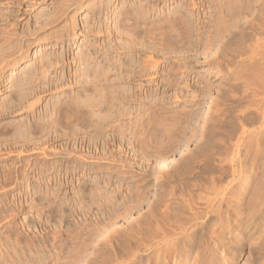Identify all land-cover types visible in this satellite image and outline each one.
<instances>
[{
  "label": "rangeland",
  "instance_id": "obj_1",
  "mask_svg": "<svg viewBox=\"0 0 264 264\" xmlns=\"http://www.w3.org/2000/svg\"><path fill=\"white\" fill-rule=\"evenodd\" d=\"M222 1L218 0L219 3H217V0H186V2L185 0H166L164 3H152L149 0H0V29L2 28L0 30V45L3 41L4 45H2V49L7 46L8 52L12 48L15 51V54L10 52L14 57H10L9 55L7 57L9 59L5 58L3 64L0 62L1 76H3L0 79L2 81L0 82V107L1 105L2 107H6L9 103L11 105L13 102L12 98L16 99L15 97L19 93L18 85L22 80L28 78L27 75L28 73L31 74V70L39 69L38 67L42 66V64L45 66L47 64L46 72L44 73L46 79H39L40 74L35 75L31 79L34 80V85L37 84L38 86L43 83L40 85L41 87L48 85L47 87L49 88L46 92H41L42 94H35L34 99L31 101L35 100L38 102L34 101L33 109L25 108L24 110L21 108L14 111L15 113L0 115V130L2 129L1 127L5 126L16 127L17 123L19 125L23 121L24 124H27V122L32 121L33 115L36 116L35 114L41 113L49 101V103H52V101L59 98L62 99L65 96H77L76 94L79 93V90L81 91V88L80 85L78 87L77 81L79 78L75 74L79 70H83V65L78 60L80 53L84 54L85 52L86 54L87 51L88 53L91 52L90 54L97 53L96 62L101 64L99 65V69L104 79L101 77V79H98V89L101 90L100 94L102 92L107 97L106 95L109 93V96L112 91L116 92L117 90V93L121 91L119 93L120 99L118 97L117 103L120 104V109L125 117H122L123 119L115 118L121 122L120 126L116 121H113L114 119H111L106 123L109 126H103L99 129L94 128V130L93 128L86 129V126L82 124L78 126V123L74 127L75 131L73 130L68 136L69 139L68 137L65 139L57 138L58 140L55 139L51 142H41L39 144H29L16 137L9 136L13 135L12 131V134L10 132L8 136H6L7 133H3L5 134L4 136L0 134V241L9 239L12 242L15 239V241L37 240L39 243L46 241L49 244L54 243V245L57 243L56 247L59 245L63 246L59 259L62 261L59 264H62L69 255L73 254V246H75V251H81L80 249L82 248L76 249L79 247L77 244L86 243L88 247L85 246L86 250L83 248V253L84 256L86 255V260L92 259V262H89L90 264L96 262L95 260L100 256V258H103V255L109 257H104V261L102 259L103 262H107V259H109L115 264L125 263L124 254L126 252L124 251H126V248L121 251L124 254L119 253L121 248H118V244H126V239L128 238L133 243L131 244L132 246H135L136 241L142 240V242L146 243L147 239H151L150 237L152 239L156 238L157 241L161 240L162 234L161 236L159 234L154 235V232L157 233L159 228L162 231L164 229L163 220L158 218L160 217L159 213H161L164 207H159V210L156 208V203L154 202L156 198L161 196V193L172 190L174 197L178 198L176 202L180 205L183 193L184 195L188 193L186 190L189 189L182 190L172 186L171 180H173L175 175L185 178L189 177L188 179L192 178L190 182H193V185L195 184V188L197 187L196 189L192 188L195 190L196 195L199 193L200 196H205L209 192L208 190H212L210 189L212 186L214 188L213 192L217 188L218 192L220 191L224 194L230 192L228 194L230 195L233 191L243 189L247 178L253 177L255 180L258 177L260 178L262 167H264V133L262 132L264 131V0H247L248 2L246 0H231L230 2L236 1L234 2L235 5H233L234 3L231 5L229 0V3L226 2L227 0ZM242 1L244 4L241 3ZM219 4L221 7L233 6L234 8L229 7L232 9H229L231 12L241 8V10H238L240 13L234 11V14H230V11H228L231 18L229 16L224 17L228 21L224 22L221 19L223 17L217 15L219 14ZM192 5L199 8L195 7L196 9H192ZM136 8L137 10H135ZM134 13L137 14L133 16ZM140 13H142V17ZM235 13H237V16ZM238 14L241 15L239 16ZM136 16H140V19L137 20ZM178 16H181L183 21ZM132 18L134 19L132 21H137L140 25L138 26L132 22L140 27L139 30L141 32L145 30L149 31V35L147 34L149 38L142 37L143 39L141 38V40L140 37L136 36L135 39L129 33L131 30L133 33L136 29V26L132 23H129V25L135 29L133 30L129 26L131 29L127 28L129 30L124 31L126 30V26L124 25L131 22ZM215 18H219L225 25L226 23L233 24V27L236 25L234 28L232 25L231 27H227L226 25L227 30H230L229 28L232 30H230L232 35L229 31L228 34L233 37L231 39L233 46L231 44L230 46L223 44L225 46L223 47L221 40L207 43L210 40H206V38L209 37L210 39L213 37L214 33L219 30L217 28L221 29L222 27L220 25L221 21L217 19V22L219 21L217 25L220 27L214 26L216 23ZM236 19H238V22ZM178 20H181L183 25L186 23L185 26H195L198 29L196 32L198 34H193L195 39L198 36V40L196 39L198 42L195 40V42L192 41V45H195L192 46L190 44V48H192L190 51H193L183 55L179 50H173L169 46V48L165 46L164 49L160 48V50H158L159 47L152 46V41H159L157 35L162 32L161 30L167 36L169 34L167 30L176 33V27H173V23ZM170 22L171 24H169ZM120 23H123V25ZM159 24H162L161 27L164 26V28L159 27ZM119 25L124 26L125 29L124 27L121 29ZM223 27L225 26L223 25ZM235 28L238 29L236 30ZM154 29L157 32L161 31L157 33L155 40L153 39L154 36L151 38L152 34H156ZM137 30L138 28L135 31ZM258 30L259 32H257ZM122 32H124L123 35ZM174 32L170 33L173 38L176 35L173 34ZM128 33L131 36L127 35ZM193 37L192 39H194ZM138 40L140 42L146 40L144 43L141 42L142 45L147 43L142 47ZM19 45L22 47L21 49ZM109 46H112L115 52L113 50H110L111 53L107 51L111 49ZM123 46L124 48L126 47L125 50ZM15 47L16 49H14ZM225 52H228V55ZM44 61L46 62L44 63ZM100 67H103L105 71L103 68L101 70ZM68 75L70 79L67 81L66 77ZM36 79L39 80L36 81ZM234 79L238 80L235 81ZM104 81L107 82L105 83ZM218 86L221 88L219 89ZM13 88H16L17 92H14ZM254 88L255 91H253ZM35 90L38 89L35 88ZM79 97L83 98L82 95ZM122 107L124 108L122 109ZM77 126L79 128L85 127V129L79 130ZM112 126H116V128H112ZM233 129L235 132H233ZM230 130L231 132H229ZM259 132L263 137H261ZM72 133L74 134L72 135ZM1 136L8 140H5ZM235 136L242 141H237L238 139ZM9 137L12 138L9 139ZM254 139L255 141H253ZM209 140H214L215 142L211 143ZM249 140L250 142H248ZM235 142H237V147L234 146ZM243 142H245V147L242 144ZM246 143L250 145L248 146ZM200 145H203V147ZM37 147L40 152L47 150V153L45 152L46 157L43 156L42 158V155L36 150ZM33 148L36 151L29 154L28 150H33ZM241 160L244 162H241ZM243 163L245 167L242 166ZM20 166L22 169H25L22 170ZM19 169L21 170L17 171ZM22 171L24 173H21ZM14 175L16 178L13 177ZM241 177H244V180ZM239 180H242L244 184L242 182L239 183ZM252 185L247 186L250 193L255 185V181ZM249 196L247 195V198ZM47 199L48 201H46ZM177 211L181 212L179 209ZM178 214L180 213L178 212ZM150 218L152 219L150 220ZM212 221H214V218H211V221H206V218H203L201 221H197L202 225L197 224V222L195 225L193 223V226L187 229L186 234L188 235L191 232V227L193 228L194 226H202L203 229L205 227L208 233L212 231V225L210 224ZM202 232L204 233L202 235L203 238H207L206 232L204 230ZM147 234H149V238L146 237ZM143 236L147 239L143 240ZM129 239L127 240L128 243H130ZM106 241H108L106 244H109L111 241L112 243L108 246L105 244L106 247H103L105 246L103 243ZM232 241H229L225 246L226 249L222 248V252L225 251L228 254L224 252L219 255V259L221 258L219 261L223 260L224 257L227 260H223L221 263L218 261L214 264H264V245L262 243H257V246H254L256 245L255 242L251 246L248 243L236 246ZM153 242L149 241L150 244ZM256 242L258 241L256 240ZM99 243L102 245L99 246ZM202 247L199 248L201 249L200 251H196L198 256H196V253H194L195 255L193 254L194 256L191 254L189 256L194 259L196 258V261L203 260V264H213V262L210 263L212 259L210 252H207L208 249H202ZM141 250L139 255L144 253V249ZM51 251V253L57 252L56 249ZM198 252L202 253L199 254ZM95 255L99 256L96 257ZM225 255L228 257L226 258ZM115 256H119V260L123 259V262L122 260H115ZM112 257L114 261L110 259ZM185 257H187V260H185ZM190 257L182 256L183 264L193 262V258L191 259ZM100 258L98 260L101 262Z\"/></svg>",
  "mask_w": 264,
  "mask_h": 264
},
{
  "label": "bare ground",
  "instance_id": "obj_2",
  "mask_svg": "<svg viewBox=\"0 0 264 264\" xmlns=\"http://www.w3.org/2000/svg\"><path fill=\"white\" fill-rule=\"evenodd\" d=\"M75 1V0H74ZM144 1V0H143ZM150 2H152V3H156V2H158V3H164L166 0H149ZM215 1V0H214ZM222 1V0H221ZM226 1V0H225ZM231 0H229V2H230ZM240 1V0H239ZM239 1H238V3H239ZM244 1V0H243ZM243 1L241 2L242 4H244L243 3ZM247 1V0H246ZM148 2V1H147ZM146 2V3H147ZM169 2V1H168ZM185 2H186V0H185ZM223 2V1H222ZM222 2H221V4H222ZM226 2H228V0L226 1ZM228 2V3H229ZM234 2H236V1H233V2H230L231 3V5L234 3ZM248 2V1H247ZM75 3V2H74ZM144 4H145V2H143ZM151 3V4H152ZM190 4H191V2H189ZM193 3V2H192ZM217 3H219L218 2V0H217ZM224 3V2H223ZM237 3V4H238ZM240 3V5H242ZM252 3V2H251ZM250 3V4H251ZM144 4H142L143 6H144ZM149 4V3H148ZM194 4H196V3H194ZM227 4V3H226ZM253 4V3H252ZM258 4V3H257ZM72 5V4H71ZM141 5V4H140ZM140 5H139V7H140ZM223 5V4H222ZM231 5L229 6V7H231ZM233 5H235V3L233 4ZM246 5H248V4H246ZM261 5V4H260ZM63 6V5H62ZM193 7H192V9H196V8H199V7H196L195 5H192ZM218 6H220V4L218 5ZM224 6H226L225 4H224ZM228 6V5H227ZM145 7V6H144ZM188 7H189V5H188ZM191 7V6H190ZM196 7V8H195ZM211 7V6H210ZM229 7H221L220 6V8H219V10H218V13L219 14H217V15H219L220 17H223V18H221L222 20H224V22H226L227 21V18H226V20L224 19V17H226V16H229L230 14H232L235 10H233V12H231V8L233 7H231V8H229ZM238 7H241V6H238ZM249 7H251L250 5H249ZM147 8V7H146ZM234 8V7H233ZM252 8V7H251ZM259 8V7H258ZM261 8V7H260ZM141 9V8H140ZM191 9V10H192ZM211 9V8H210ZM216 9H217V6H216ZM229 9H231V10H229ZM235 9H237V7H235ZM244 9H246V8H244ZM254 9V8H253ZM99 10V9H98ZM135 10H137V8L135 9ZM141 10H143V9H141ZM140 10V11H141ZM191 10H190V12H191ZM238 10H241V8H239V9H237L235 12H237ZM257 10V9H256ZM261 10V9H260ZM60 11V10H59ZM146 11V10H145ZM228 11H230V14H228L229 12ZM137 12V11H136ZM243 12V11H242ZM241 12V13H242ZM256 12V11H255ZM262 12V11H261ZM264 12V11H263ZM110 13V12H109ZM129 13V12H128ZM237 13H240L239 11L237 12ZM237 13H235L236 14V16H237ZM137 14V13H136ZM135 13H134V15L133 16H135L136 15ZM141 14L142 13H140V16H141ZM234 14V13H233ZM245 14V13H244ZM259 14V13H258ZM258 14H257V18H258ZM262 14V13H261ZM60 15V14H59ZM118 15V14H117ZM144 15V14H143ZM189 16H190V14H188ZM217 15H216V17H217ZM239 15V14H238ZM241 15V14H240ZM239 15V16H240ZM255 15V14H254ZM140 16H136V19L138 20V19H140ZM177 16V15H176ZM231 16H235V15H231ZM252 16H253V14H252ZM262 16V15H261ZM127 17V16H126ZM142 17V16H141ZM179 18H181V16H178ZM178 17H176V19H178ZM183 17V16H182ZM209 17V16H208ZM230 17V16H229ZM46 18V17H45ZM124 18V17H123ZM134 19H135V17H133ZM131 19V22H128V21H126V22H128V24L127 25H124V26H126V30H124V31H128L127 30V28H130V27H132L131 25H129V23L131 24L132 22H134V21H132V20H134V19ZM188 18H190V17H188ZM231 18V17H230ZM233 18V17H232ZM235 18V17H234ZM238 18V17H237ZM239 18H241V17H239ZM250 18V17H249ZM264 18V17H263ZM135 19V20H136ZM143 19H144V17H143ZM142 19V20H143ZM217 18H215V20H216ZM251 19H252V17H251ZM48 20V19H47ZM50 20V19H49ZM141 20V21H142ZM181 20H182V18H181ZM176 21V22H172L173 23V27L176 29V33L174 32V31H170V30H167L166 28H165V30H167V31H169L168 33V36L170 35L171 36V32H174L173 34H176V35H174L175 36V38H173V36H167V34L163 31V30H159L161 33H159V35H157V33L159 32H157L155 29H157V28H155L154 30L156 31V34L154 35V34H152V37L151 38H153V36H154V40H155V37H156V35H157V37H158V39H159V41H152L151 40V38H150V40L152 41V46H154V47H159L158 48V50H160V48H163L164 49V47L166 46V47H170V48H172L173 50H176L177 49V51L179 50V52L182 54L183 53V55L184 54H188L189 52H192V51H190L192 48H190V46L192 45V41H194L195 42V40L198 38V36H196L197 38L195 39L193 36V34L194 33H196L197 32V28L195 27V26H185L186 25V23L183 25L182 23V21ZM192 20V19H191ZM217 20H220L219 18L217 19ZM217 20L214 22L215 24H214V26L216 25V27L218 26L217 25V23L219 22H217ZM228 20H229V18H228ZM250 20V19H249ZM260 20H261V18H260ZM264 20V19H263ZM42 21V20H41ZM50 21H52V20H50ZM130 21V20H129ZM140 21V20H139ZM221 21V20H220ZM230 21H231V19H230ZM234 21H235V19H234ZM236 21L238 22V19H236ZM245 21H246V18H245ZM254 21H255V19H254ZM258 21V20H257ZM47 22V21H46ZM123 22H125V21H123ZM182 22V23H181ZM188 22V21H187ZM223 22V23H224ZM228 22V21H227ZM50 23V22H49ZM74 23V22H73ZM134 23H136L138 26H140L139 24H138V22L136 21V22H134ZM167 23V22H166ZM222 23V21L220 22V25H222V27H221V29L220 28H217V29H219V30H217L216 31V29H215V33H214V36L213 37H211L210 39H209V37L208 38H206V40L208 39V40H210V41H207V43L209 42V43H212V41L214 42V40H215V42H217V40H221V43H222V46L223 47H225L226 45H228V46H230V44H231V39H233V37L231 36L232 34L230 33V30H231V28H229L230 30H227V28H226V25H227V27H231V25H232V27H233V24H227L226 23V25L225 24H221ZM249 23V22H248ZM250 23H251V21H250ZM255 23V22H254ZM257 23V22H256ZM45 24V23H44ZM47 24V23H46ZM53 24H54V21H53ZM120 24H122L123 25V23H120ZM133 24V23H132ZM136 24H133L134 26H136L135 28L137 29L138 28V30L137 31H135L134 29H133V27H132V29L134 30L133 31V33H132V30H131V32L129 31V33H131L134 37H135V39H136V36H138V37H140V39L143 37V38H149V31L147 32L146 30V32L145 31H140L139 29H140V27H138ZM169 24H171V22L169 23ZM236 24V23H235ZM263 24V23H262ZM51 25V24H50ZM73 25V24H72ZM160 26L159 27H161V25L162 24H159ZM163 25H165V24H163ZM167 25V24H166ZM165 25V26H166ZM211 25V24H210ZM223 25L225 26V27H223ZM237 25L240 27V25L237 23ZM246 25V24H245ZM248 25V24H247ZM253 25V24H252ZM39 26V25H38ZM77 26V25H76ZM94 26V25H93ZM120 26V25H119ZM123 26V27H124ZM130 26V27H129ZM213 26V27H214ZM236 25H234V27H235ZM237 26V27H238ZM254 26V25H253ZM262 26V25H261ZM122 26H120V28L122 29L123 28ZM154 27V26H153ZM158 27V29H160ZM163 28H164V26H162ZM161 27V28H162ZM168 27V26H167ZM172 27V28H173ZM215 27V28H216ZM218 27H220V26H218ZM233 27V28H234ZM238 27V28H239ZM245 27V26H244ZM252 27V26H251ZM162 28V29H163ZM237 28V29H238ZM242 28H243V26H242ZM255 28V27H254ZM260 28V27H259ZM258 28V29H259ZM2 29V28H1ZM0 29V30H1ZM124 29H125V27H124ZM131 29V28H130ZM171 29V28H170ZM175 29H173V30H175ZM236 29V28H235ZM236 29V30H237ZM256 29V28H255ZM261 29V28H260ZM141 30H142V27H141ZM143 30H144V28H143ZM153 30V31H154ZM213 30H214V28H213ZM251 30V29H250ZM152 31V32H153ZM201 31V30H200ZM207 31V30H206ZM228 31H229V33L231 34H228ZM232 31V30H231ZM263 31V30H262ZM135 32V33H134ZM257 32H259V30L257 31ZM35 33H36V31H35ZM129 33L127 34V35H129ZM153 33H155V32H153ZM211 33V32H210ZM233 33V32H232ZM261 33V32H260ZM119 34H121V33H119ZM124 34V32H122V35ZM131 34L129 35V36H131ZM136 34V35H135ZM148 34V35H147ZM151 34V33H150ZM196 34H198V33H196ZM209 34V33H208ZM234 34H235V31H234ZM14 35H16V34H14ZM18 35V34H17ZM201 35V34H200ZM231 37H229V36ZM236 35V34H235ZM208 36H211V35H208ZM126 37H128V36H126ZM138 37H137V39H138ZM192 37L194 38V39H192ZM13 38V37H12ZM142 38V39H143ZM235 38V37H234ZM131 39V38H130ZM134 38H133V40H135ZM141 39V40H142ZM198 40V39H197ZM196 40V41H197ZM235 40V39H234ZM258 40V39H257ZM132 43H133V41L132 40H130ZM139 41V40H138ZM146 41V40H145ZM144 41V42H145ZM7 42V41H6ZM123 42V41H122ZM137 42V41H136ZM136 42H135V44H136ZM140 42V41H139ZM138 42V43H139ZM141 42H143V41H141ZM140 42V43H141ZM143 42V43H144ZM150 42V41H149ZM148 42V43H149ZM198 42V41H197ZM196 42V43H197ZM200 42V41H199ZM5 43V42H4ZM127 43H128V41H127ZM126 43V44H127ZM147 43V42H146ZM146 43H145V45H146ZM218 43H219V41H218ZM221 43H219V44H221ZM242 43H243V40H242ZM246 43V42H245ZM105 44V43H104ZM125 44V45H126ZM129 44H130V42H129ZM135 44H134V46H135ZM191 44V45H190ZM205 44H206V42H205ZM214 44V43H213ZM225 46H224V45ZM233 44V43H232ZM231 44V46H233ZM251 44V43H250ZM2 45H4L3 44V41H2V43H1V47H0V62H2V64L4 63L3 61L5 60V58H7L9 55H10V57L11 56H13L14 57V55L12 54H10V52L11 53H14L15 54V51H13V48L10 50V52H8L9 50H7L8 48H6L5 46V48L4 49H2ZM87 45V44H86ZM106 45H108V44H106ZM141 45H142V43H141ZM144 45V44H143ZM143 45H142V47H143ZM144 45V46H145ZM193 45H195V44H193ZM192 45V46H193ZM207 45H209V44H207ZM235 45V44H234ZM20 46V45H19ZM127 46V45H126ZM130 46H131V44H130ZM139 46V45H138ZM242 46V45H241ZM251 46V45H250ZM18 47V46H17ZM109 47H111V49H108L107 51H109L110 52V50H113L114 51V48L112 49V46H109ZM137 47V46H136ZM140 47V46H139ZM138 47V48H139ZM148 47V46H147ZM168 47V48H169ZM204 47V46H203ZM220 47V46H219ZM238 47V46H237ZM236 47V48H237ZM19 48V47H18ZM17 48V49H18ZM22 47L20 46V49H21ZM116 48V47H115ZM123 48H124V46H123ZM122 48V49H123ZM126 48V47H125ZM125 48H124V50H125ZM128 48V47H127ZM132 48H134V47H132ZM146 48V47H145ZM149 48H151V47H149ZM228 48V47H227ZM230 48V47H229ZM14 49H16V47L14 48ZM155 49V48H154ZM198 49V48H197ZM210 49V48H209ZM219 49V48H218ZM217 49V51H219ZM121 50V49H120ZM127 50H129V49H127ZM133 50V49H132ZM135 50V49H134ZM151 50V49H150ZM225 50H227V49H225ZM232 50V49H231ZM230 50V51H231ZM241 50H242V48H241ZM245 50V49H244ZM13 51V52H12ZM18 51V50H17ZM16 51V52H17ZM107 51H105V52H107ZM151 51H154V50H151ZM172 51V50H171ZM204 51V50H203ZM207 51V50H206ZM210 51V50H209ZM208 51V52H209ZM221 51H224V50H221ZM239 51H240V49H239ZM252 51V50H251ZM115 52V51H114ZM178 52V53H179ZM197 52V51H196ZM91 53V52H90ZM90 53H88V51L86 52V54H85V52H84V54H82V53H80V56H79V60L78 61H80V63L83 65V70L82 71H78L77 72V70H76V72H77V74H75L79 79H78V81H77V84H78V87H79V85H80V88H81V91L79 90V93L78 94H76L77 96H75V97H72V95L71 96H65L64 98H62V99H56L55 101H52V103H47L46 105H45V107L43 108V110L41 111V113L40 114H35L36 116H32V121H29V122H27V124H24L23 122H20L19 123V125H18V123H17V125H16V127H1L2 129L0 130V134L1 135H5V134H3V133H7V135L6 136H8V133H10L11 131L13 132V135H9V136H12V137H16L17 139H19V140H22L23 142H26V143H29V144H32V143H35V144H39V143H41V142H51V141H53V140H55V139H57V138H59V139H65V138H67L70 134H71V132L74 130V127L76 126V124H78V126H81L80 124H82L83 126L85 125L86 126V129H88V128H93V130H94V128L95 129H99V128H101V127H103V126H109V125H106V123L109 121V120H111V119H114L113 121H116L117 122V124L120 126V123L121 122H119V121H117L115 118L116 117H118L119 119L120 118H125L124 117V113L121 111V109H120V104H118L117 103V99H118V97H119V93L121 92H119V93H117V90H116V92L115 91H110L111 92V94L108 96V94H107V92H106V96L107 97H105L104 96V94L101 92V94H103V95H101L100 94V91L101 90H99L98 89V79L101 77V78H103L104 79V76L102 77L101 76V72H100V69H99V65H101V64H98L96 61V54L97 53H93V54H90ZM111 53V52H110ZM128 53H129V51H128ZM154 53V52H153ZM179 53V54H180ZM194 53V52H193ZM204 53V52H203ZM226 53V52H225ZM228 53V52H227ZM226 53V54H227ZM234 53V52H233ZM131 54V53H130ZM220 54V53H219ZM224 54V53H223ZM232 54V53H231ZM95 55V56H94ZM114 55V54H113ZM177 55V54H176ZM203 55V54H202ZM215 55V54H214ZM228 55V54H227ZM236 55V54H235ZM260 55V54H259ZM186 56V55H185ZM232 56V55H231ZM234 56V55H233ZM182 57V56H181ZM229 57V56H228ZM254 57V56H253ZM47 58V57H46ZM45 58V59H46ZM108 58V57H107ZM138 58V57H137ZM183 58H184V56H183ZM189 58H190V56H189ZM205 58V57H204ZM7 59H9V58H7ZM111 59V58H110ZM113 59V58H112ZM186 59V58H185ZM187 59H188V56H187ZM195 59V58H194ZM260 59V58H259ZM258 59V60H259ZM48 60V59H47ZM191 60V59H190ZM196 60H198V59H196ZM49 61H51V60H49ZM62 61V60H61ZM105 61H106V59H105ZM107 61H108V59H107ZM110 61V60H109ZM141 61V60H140ZM184 61H186V60H184ZM237 61V60H236ZM46 61H44V63H45ZM48 62V61H47ZM99 62V61H98ZM125 62V61H124ZM228 62V61H227ZM245 62V61H244ZM6 63V62H5ZM79 63V62H78ZM139 63V62H138ZM109 64V63H108ZM107 64V65H108ZM132 64V63H131ZM254 64H255V62H254ZM51 65V64H50ZM79 65V64H78ZM81 65V66H82ZM104 65V64H103ZM102 65V66H103ZM114 65V64H113ZM0 66H1V64H0ZM46 66H47V64H46ZM46 66L44 65V64H42V66L40 65V67H38L39 69H33V68H35V67H33V68H31V69H33V70H31L30 71V73L31 74H29L28 72V75H27V79H25V80H22V82L18 85L19 87V90H18V94H17V97H15L16 96V94H15V98L16 99H13L12 98V100H13V102H14V100H15V102L13 103L12 101V103H11V105H10V103H9V105H7L6 107H2V105H1V107H0V115H3V114H9V113H15L14 111H17V110H20L21 108H23L24 110H25V108H27V109H33V106H34V103L36 102H38V101H31V100H33L34 98V96H35V94L37 93L38 95L42 92H46L49 88L47 87L48 85H46V87L44 86V87H41L40 85H42V84H39L38 86H37V84L36 85H34L33 84V79H31L32 77H34L35 75H37V74H40V76H42L45 72H46ZM80 66V67H81ZM147 66H148V64H147ZM48 68H49V64H48ZM47 68V69H48ZM51 68H52V66H51ZM101 68V67H100ZM103 68V67H102ZM102 68H101V70H102ZM137 68V67H136ZM175 68V67H174ZM241 68V67H240ZM51 70V69H50ZM103 70H104V68H103ZM109 70V69H108ZM108 70H107V72H108ZM105 71V70H104ZM237 71V70H236ZM246 72V71H245ZM109 74H110V72H108ZM237 73V72H236ZM240 73H241V71H240ZM24 74V73H23ZM104 74V73H103ZM106 74V73H105ZM2 75V73H1V69H0V79L3 77V76H1ZM108 75V74H107ZM106 75V76H107ZM145 75V74H144ZM40 76H39V79H43L44 80V78L46 79V77H45V74H44V76H42L41 78H40ZM238 76V75H237ZM57 77V76H56ZM262 77V76H261ZM16 78V77H15ZM36 78V77H35ZM67 78V81L70 79V77H69V75H68V77H66ZM75 78V77H74ZM100 78V79H101ZM106 78H108V77H106ZM105 78V79H106ZM237 78V77H236ZM20 79V78H19ZM18 79V80H19ZM39 79H36V81L37 80H39ZM102 79V80H103ZM114 79V78H113ZM123 79V78H122ZM121 79V80H122ZM247 79V78H246ZM254 79V78H253ZM3 80V79H2ZM127 80H129V79H127ZM126 80V81H127ZM131 80V79H130ZM228 80V79H227ZM235 80V79H234ZM238 79H236L235 81H237ZM255 80H256V78H255ZM263 80V79H262ZM41 81V80H40ZM62 81H63V79H62ZM62 81H60V82H62ZM100 81V80H99ZM116 81H118V80H116ZM132 81V80H131ZM229 81V80H228ZM0 82H2L1 80H0ZM105 83L107 82V81H104ZM243 82V81H242ZM258 82H260V81H258ZM17 83V82H16ZM49 83V82H48ZM51 83V82H50ZM232 83V82H231ZM235 83V82H234ZM251 83V82H250ZM3 84V83H2ZM15 84V83H14ZM13 84V85H14ZM45 84V83H44ZM110 84V83H109ZM130 84V83H129ZM246 84V83H245ZM256 84V83H255ZM262 84H263V82H262ZM260 85H261V83H260ZM1 86V85H0ZM50 86V85H49ZM258 86V85H257ZM262 86V85H261ZM13 87V86H12ZM15 87H16V85H15ZM244 87V86H243ZM263 87V86H262ZM35 88H37L38 90H35ZM210 88V87H209ZM218 88L220 89L221 87H219L218 86ZM225 88V87H224ZM14 89V88H13ZM16 89V88H15ZM14 89V92H17L16 90ZM103 89V88H102ZM117 89V88H116ZM133 89V88H132ZM252 89V88H251ZM261 89V88H260ZM264 89V88H263ZM104 90V89H103ZM111 90V89H110ZM113 90V89H112ZM1 91V90H0ZM109 91V90H108ZM222 91V90H221ZM250 91V90H249ZM253 91H255V88L253 89ZM252 91V92H253ZM259 91V90H258ZM39 92V93H38ZM90 92V93H89ZM105 92V91H104ZM41 93V94H42ZM123 93V92H122ZM251 93V92H250ZM262 93V92H261ZM223 94V93H222ZM231 94V93H230ZM241 94V93H240ZM255 94V93H254ZM80 95H82L83 96V98L82 97H79ZM131 95V94H130ZM132 96V95H131ZM218 96V95H217ZM234 96V95H233ZM246 96H247V94H246ZM257 96V95H256ZM123 97V96H122ZM124 97H125V95H124ZM224 97V96H223ZM252 97V96H251ZM36 98V97H35ZM38 99V98H37ZM36 99V100H37ZM119 99H120V97H119ZM127 99V98H126ZM130 100H131V98H129ZM226 99V98H225ZM228 99V98H227ZM238 99V98H237ZM39 100H40V98H39ZM192 100V99H191ZM220 101V100H219ZM241 101V100H240ZM123 102V101H122ZM122 102H119V103H122ZM127 102H129L128 100H127ZM226 102V101H225ZM126 104V103H125ZM124 104V105H125ZM132 104V103H131ZM256 104V103H255ZM259 104V103H258ZM264 104V103H263ZM123 105V104H122ZM146 105V104H145ZM233 105H235V104H233ZM261 105V104H260ZM127 106V105H126ZM124 107H122V109H123ZM169 108V107H168ZM251 108V107H250ZM132 109V108H131ZM234 109V108H233ZM258 109V108H257ZM134 110V109H133ZM148 110V109H147ZM32 112V111H31ZM126 112V111H125ZM258 112H260V111H258ZM17 113V112H16ZM103 113V114H102ZM126 113H128V112H126ZM146 113H148V112H146ZM262 113V112H261ZM129 114H130V112H129ZM148 114H150V113H148ZM256 114V113H255ZM127 115V114H126ZM125 115V116H126ZM129 116V115H128ZM149 117V116H148ZM187 117V116H186ZM117 118V119H118ZM122 118V119H123ZM128 118V117H127ZM142 118V117H141ZM145 118V117H144ZM147 118V117H146ZM157 118V117H156ZM178 118V117H177ZM234 118V117H233ZM154 119V118H153ZM172 119V118H171ZM176 119V118H175ZM26 120V119H25ZM142 120V119H141ZM231 120V119H230ZM234 120V119H233ZM263 120V119H262ZM123 121V120H122ZM172 121V120H171ZM188 121V120H187ZM264 121V120H263ZM166 122V121H165ZM220 122V121H219ZM110 123H111V121H110ZM124 123V122H123ZM167 123V122H166ZM12 124V123H11ZM114 124V123H113ZM112 124V125H113ZM236 124V123H235ZM234 124V125H235ZM14 125V126H15ZM220 125V124H219ZM237 125V124H236ZM256 125V124H255ZM4 126V125H3ZM8 126V125H7ZM77 126V127H78ZM111 126V125H110ZM124 126V125H123ZM122 126V127H123ZM127 126V125H126ZM202 126V125H201ZM207 126V125H206ZM216 126V125H215ZM121 127V128H122ZM151 127V126H150ZM205 127V126H204ZM220 127V126H219ZM79 128V127H78ZM82 128H84L85 129V127H82ZM81 127L79 128V130L80 129H82ZM108 128V127H107ZM106 128V129H107ZM112 128H116V126H112ZM111 128V129H112ZM162 128V127H161ZM210 129H211V127H209ZM223 128H225V127H223ZM228 128V127H227ZM239 128V127H238ZM77 129V128H76ZM104 129V128H103ZM102 129V130H103ZM136 129V128H135ZM140 129V128H139ZM156 129V128H155ZM195 129V128H194ZM220 129V128H219ZM230 129V128H229ZM232 129V128H231ZM105 130V129H104ZM133 130V129H132ZM143 130V129H142ZM215 130V129H214ZM218 130V129H217ZM224 130V129H223ZM234 130V129H233ZM75 131V130H74ZM78 131V130H77ZM100 131V130H99ZM112 131V130H111ZM121 131V130H120ZM126 131V130H125ZM12 132H11V134H12ZM95 132H98V131H95ZM102 132V131H101ZM182 132V131H181ZM228 132V131H227ZM229 132H231V130L229 131ZM233 132H235V130L233 131ZM232 132V133H233ZM242 132V131H241ZM261 132V131H260ZM259 132V133H260ZM263 133H264V131H262ZM100 133V132H99ZM141 133V132H140ZM158 133H159V131H158ZM208 133V132H207ZM239 133V132H238ZM74 133H72V135H73ZM76 134H77V132H76ZM156 134V133H155ZM176 134V133H175ZM212 134H213V132H212ZM211 134V135H212ZM234 134H236V133H234ZM251 134V133H250ZM96 135V134H95ZM201 135V134H200ZM231 135V134H230ZM240 135H242V134H240ZM255 135V134H254ZM260 135H261V137H263L262 136V134L260 133ZM91 136V135H90ZM128 136V135H127ZM145 136V135H144ZM191 136V135H190ZM203 136V135H202ZM248 136V135H247ZM2 137V136H1ZM12 137H9V139L10 138H12ZM73 137V136H72ZM118 137V136H117ZM192 137V136H191ZM208 137H210L209 135H208ZM221 137V136H220ZM232 138H233V136H231ZM241 137V136H240ZM257 137V136H256ZM260 137V138H261ZM2 138H4L5 139V137H2ZM151 138V137H150ZM201 138V137H200ZM204 138V137H203ZM226 138H229V137H226ZM231 138V139H232ZM235 138H236V136H235ZM252 138V137H251ZM250 138V140L252 141V139ZM254 138V137H253ZM258 138H259V136H258ZM1 139V138H0ZM68 139H69V137H68ZM134 139V138H133ZM144 139V138H143ZM175 139V138H174ZM189 139V138H188ZM195 139V138H194ZM207 139V138H206ZM210 140H211V138H209ZM236 139H238V138H236ZM235 139V140H236ZM243 139V138H242ZM249 139V138H248ZM256 139V138H255ZM255 139L253 140V141H255ZM262 139V138H261ZM261 139H258V140H260V141H263V140H261ZM5 140H8L7 138L5 139ZM58 140V139H57ZM111 140V139H110ZM121 140V139H120ZM130 140V139H129ZM137 140V139H136ZM163 140V139H162ZM169 140V139H168ZM200 140V139H199ZM209 140V142H213L214 140H212V141H210ZM217 140V139H216ZM241 139L239 138L237 141H240ZM250 140L248 141V142H250ZM1 141V140H0ZM4 141V140H3ZM63 141V140H62ZM154 141V140H153ZM186 141V140H185ZM232 141V140H231ZM242 141V140H241ZM257 141V140H256ZM142 142V141H141ZM201 142V141H200ZM204 142H205V139H204ZM208 142V141H207ZM215 142V141H214ZM218 142V141H217ZM228 142H229V140H228ZM3 143V142H2ZM175 143V142H174ZM173 143V144H174ZM222 143V142H221ZM234 143V142H233ZM233 143H231V144H233ZM237 142H235V145L234 146H236L237 144H236ZM252 143H254V142H252ZM251 143V144H252ZM256 143V142H255ZM22 144V143H21ZM106 144V143H105ZM146 144V143H145ZM177 144H178V142H177ZM200 144V143H199ZM209 144V143H208ZM226 144V143H225ZM225 144H224V146H225ZM243 145L245 144V142H243L242 143ZM247 145H248V143H246ZM132 145V144H131ZM141 145V144H140ZM149 145V144H148ZM176 145V144H175ZM181 145V144H180ZM198 145V144H197ZM196 145V146H197ZM250 145V144H249ZM248 145V146H249ZM253 145V144H252ZM254 145H256V144H254ZM28 146V145H27ZM39 148H40V146L39 145H37ZM74 146V145H73ZM136 146V145H135ZM134 146V147H135ZM151 146V145H150ZM170 146V145H169ZM201 147H203V145H200ZM208 147H209V145H207ZM210 146H211V144H210ZM214 146V145H213ZM231 146V145H230ZM233 146V147H234ZM246 145H244V147H245ZM257 146V145H256ZM259 146V145H258ZM24 147H25V144H24ZM38 147H37V149L36 150H38ZM113 147V146H112ZM139 147V146H138ZM153 147V146H152ZM205 147V146H204ZM237 147V146H236ZM13 148V147H12ZM106 148V147H105ZM146 148V147H145ZM148 148V147H147ZM151 148V147H150ZM158 148V147H157ZM199 148V147H198ZM211 148V147H210ZM213 148V147H212ZM18 149V148H17ZM24 149V148H23ZM112 149V148H111ZM140 149V148H139ZM142 149V148H141ZM215 149V148H214ZM261 149H262V147H261ZM264 149V148H263ZM34 148H33V150H28V152H29V154H31V153H33V151H36ZM65 150V149H64ZM129 150V149H128ZM135 150V149H134ZM147 150V149H146ZM145 150V151H146ZM168 150V149H167ZM199 150V149H198ZM258 150V149H257ZM39 151V150H38ZM47 151V150H46ZM45 150H43V151H39V153L42 155V158H43V156L44 157H46L45 155V152H46ZM49 151V150H48ZM57 151V150H56ZM109 151V150H108ZM119 151V150H118ZM142 151V150H141ZM149 151V150H148ZM156 151V150H155ZM169 151V150H168ZM206 151V150H205ZM240 151V150H239ZM245 151V150H244ZM255 151V150H254ZM262 151V150H261ZM121 152V151H120ZM150 152H151V150H150ZM196 152V151H195ZM207 152V151H206ZM211 152V151H210ZM230 152V151H229ZM232 152V151H231ZM260 152V151H259ZM38 153V152H37ZM39 153H38V155H39ZM47 153V152H46ZM73 153V152H72ZM145 153V152H144ZM170 153H171V151H170ZM253 153V152H252ZM21 154V153H20ZM24 154H27V153H24ZM23 154V155H24ZM142 154V153H141ZM179 154V153H178ZM10 155V154H9ZM109 155V154H108ZM145 155V154H144ZM153 155V154H152ZM164 155H165V153H164ZM207 155V154H206ZM260 155V154H259ZM111 156V155H110ZM149 156H150V154H149ZM247 156H248V154H247ZM253 156V155H252ZM255 156V155H254ZM37 157V156H36ZM90 157V156H89ZM135 157V156H134ZM153 157V156H152ZM232 157V156H231ZM230 157V158H231ZM235 157V156H234ZM233 157V158H234ZM263 157V156H262ZM94 158V157H93ZM241 158V157H240ZM244 158H246V157H244ZM254 158H256V157H254ZM253 158V159H254ZM259 158V157H258ZM20 159H21V157H20ZM183 159V158H182ZM196 159V158H195ZM211 159V158H210ZM251 159V158H250ZM109 160V159H108ZM200 160V159H199ZM259 160V159H258ZM96 161V160H95ZM191 161V160H190ZM196 161V160H195ZM241 162H244V161H242L241 160ZM22 163V162H21ZM72 163V162H71ZM94 164V163H93ZM239 164H241L240 162H239ZM246 164V163H245ZM250 164V163H249ZM23 165V164H22ZM261 165V164H260ZM263 165H264V162H263ZM25 166V165H24ZM239 166V165H238ZM237 166V167H238ZM242 166H244L245 167V165H244V163H243V165ZM190 167V166H189ZM244 167H242V168H244ZM19 168V167H18ZM20 168H21V166H20ZM111 168V167H110ZM22 169V168H21ZM21 169H19V170H17V171H20ZM25 169V168H24ZM24 169H22V170H24ZM182 169H184V168H182ZM245 169V168H244ZM244 169H243V171H244ZM16 171V172H17ZM73 171V170H72ZM33 172V171H32ZM188 172V171H187ZM20 173V172H19ZM21 173H24L23 171L21 172ZM30 173V172H29ZM246 173V172H245ZM14 174V173H13ZM16 174V173H15ZM184 174V173H183ZM253 174V173H252ZM251 174V175H252ZM260 174H262L261 176H260V178L258 177V179L257 180H255V179H253V177H251V178H247V176H245L247 179L245 180L246 182H245V184H244V182L242 181V180H244L242 177V180L239 182V183H243L244 184V188L243 189H238V190H236V191H233L230 195H228V194H224L223 192H218L217 191V188H216V191H214V192H216V193H214L213 192V189L214 188H212V187H210V189H212V190H208V191H206V192H208V193H206V195L205 196H200V194H199V196H198V194L196 195V193L194 192L195 190L192 188V187H194L195 186V184L193 185V182L191 183L190 181H192L191 179L192 178H190V179H188V178H185V177H182V176H174L173 177V180H171L172 181V186L174 187V188H180V189H182V190H184V189H189V190H186V192H188L187 194L185 193V195H184V193H183V196L181 197V195H180V197H181V204L179 205V203L178 202H176V200L178 199V198H175L174 197V195H173V191L172 190H170V191H167V192H164V193H161V196H159V197H157L156 198V200L154 201L155 203H156V208L158 209L159 207H161V206H163L164 207V209L161 211V213H159V215H160V217H158V218H161V220H163V222H164V229H163V231L162 230H160V228L158 229V231H157V229H155L156 231H157V233H155L154 232V235L155 234H159L160 236H161V234H162V237H161V240L160 239H158V240H160V241H157V239H156V241H154L153 239H152V237H150L151 239H147L146 237H148L149 238V234H147V236L146 237H144L143 238V240H146V243L143 241L142 242V240L141 241H139L140 240V238H139V242H137L136 241V244H135V246L133 245H131V244H133V243H131V241H130V239H129V241H130V243H128V239H126V244H118V248L120 249L121 248V250H120V252L119 253H123V252H121L122 251V249H124V248H126V251H124V252H126L124 255H125V260H124V262L125 263H120V264H183V259H182V256H188V257H190L189 255L191 254V255H193L194 253H196V251H200L201 249H199L201 246H203L202 247V249L204 248L205 250H207L208 249V251L207 252H210V254H211V256H212V259L210 260V263L211 262H213V264L214 263H217L220 259H219V255L221 254V253H224L225 251H224V249H223V251L224 252H222V248L224 247L225 248V246L229 243V241H232V243H235V245L236 246H242L243 244H245V243H248L250 246L251 245H253V244H255L256 243V245H254V246H257V243H262L263 245H264V167H262V173H260ZM18 175H20V174H18ZM181 175V174H180ZM232 175H234L233 173H232ZM172 176V175H171ZM188 176H189V174H188ZM199 176V175H198ZM249 176V175H248ZM259 176V175H258ZM13 177H15V175L13 176ZM16 178V177H15ZM220 178V177H219ZM240 178V179H241ZM169 179V178H168ZM12 180V179H11ZM19 180V179H18ZM22 180H23V178H22ZM217 180V179H216ZM220 180V179H219ZM230 180V179H229ZM169 181V180H168ZM213 181V180H212ZM255 181V185H254V187H253V189H251L252 191H251V193H250V191H249V189H247V186L249 187V186H253L252 185V183ZM3 182V181H2ZM5 182V181H4ZM8 182V181H7ZM50 182V181H49ZM215 182V181H214ZM227 182V181H226ZM235 182V181H234ZM6 183V182H5ZM225 183V182H224ZM221 184V183H220ZM214 185V184H213ZM5 186V185H4ZM11 186V185H10ZM169 186V185H168ZM60 187V186H59ZM199 187V186H198ZM195 188V187H194ZM197 188V187H196ZM195 188V189H196ZM171 189H173L172 187H171ZM220 189V188H219ZM1 190V189H0ZM86 190V189H85ZM194 192V193H193ZM247 193V194H246ZM247 195H250L248 198H247ZM41 196V195H40ZM54 196V195H53ZM103 196V195H102ZM81 199H83L82 197H81ZM141 199V198H140ZM144 199V198H143ZM43 200V199H42ZM142 200V199H141ZM46 201H48V199L46 200ZM87 202V201H86ZM95 202V201H94ZM138 202V201H137ZM42 203V202H41ZM58 203V202H57ZM125 204V203H124ZM152 204H153V202H152ZM31 205V204H30ZM40 205V204H39ZM53 205V204H52ZM155 205V204H154ZM153 205V206H154ZM215 206V207H214ZM133 207V206H132ZM213 207H214V209H213ZM153 208V207H152ZM16 209V208H15ZM18 209H20V208H18ZM78 209V208H77ZM100 209V208H99ZM124 209V208H123ZM132 209V208H131ZM181 210V212L180 211H177V210ZM81 210H82V208H81ZM159 210V209H158ZM126 211V210H125ZM155 212H156V210H155ZM160 212V211H159ZM178 212L180 213V214H178ZM16 213V212H15ZM120 213V212H119ZM46 214V213H45ZM53 214V213H52ZM126 214V213H125ZM151 214H152V211H151ZM154 214V213H153ZM156 214V213H155ZM49 215V214H48ZM85 215V214H84ZM116 216V215H115ZM143 216V215H142ZM153 217H154V215H152ZM210 216V217H209ZM10 217V216H9ZM54 217V216H53ZM128 217V216H127ZM146 217V216H145ZM101 218V217H100ZM141 218V217H140ZM203 218H206V221H211V218H214V221H212L210 224L212 225V228H211V230L212 231H210V232H206L207 231V229L205 230V227H204V229L202 228V226H197V227H191V232L187 235L186 234V231H187V229L188 228H190V226H193V223H194V225H195V223L197 222V221H201V219H203ZM47 219V218H46ZM152 218H150V220H151ZM54 220V219H53ZM121 220V219H120ZM135 220V219H134ZM142 220V219H141ZM145 220H147V219H145ZM160 220V219H159ZM7 221V220H6ZM9 221V220H8ZM139 221V220H138ZM149 221V220H148ZM204 221V220H203ZM200 223V222H199ZM198 222H197V224H199ZM207 223V222H206ZM136 224V223H135ZM139 224H141V223H139ZM13 225V224H12ZM133 225V224H132ZM156 225V224H155ZM199 225H202V224H199ZM204 225V224H203ZM209 225V224H208ZM138 226V225H137ZM207 226V225H206ZM90 227H92V226H90ZM90 227H89V229H90ZM110 227V226H109ZM135 228V227H134ZM141 228V227H140ZM145 228V227H144ZM162 228V227H161ZM195 228V229H194ZM112 229V228H111ZM136 229V228H135ZM192 229H194V230H192ZM208 229H210L209 227H208ZM8 230V229H7ZM60 230V229H59ZM82 230H83V228H82ZM113 230V229H112ZM126 230V229H125ZM131 230V229H130ZM138 230V229H137ZM202 230H204V232H206L205 234L207 235V238H203V236L202 235H204V233L202 232L201 233V231ZM6 231V230H5ZM4 231V232H5ZM53 231V230H52ZM136 231V230H135ZM9 232V231H8ZM110 232V231H109ZM108 232V233H109ZM112 232V231H111ZM128 232V231H127ZM143 232V231H142ZM65 233V232H64ZM96 233V232H95ZM107 233V234H108ZM135 233V232H134ZM188 233V232H187ZM9 234V233H8ZM60 234V233H59ZM77 234H78V232H77ZM81 234V233H80ZM198 234H201V235H198ZM58 235V234H57ZM118 235V234H117ZM125 235V234H124ZM134 235V234H133ZM139 235H141L140 233H139ZM152 235V234H151ZM158 235V236H159ZM205 235V236H206ZM6 236H7V234H6ZM78 236H79V234H78ZM83 236V235H82ZM157 236V235H156ZM204 236V237H205ZM5 237V236H4ZM20 237V236H19ZM22 237V236H21ZM25 237V236H24ZM35 237V236H34ZM54 237V236H53ZM52 237V238H53ZM62 237V236H61ZM68 237V236H67ZM70 237V236H69ZM114 237V236H113ZM135 237V236H134ZM155 237V236H154ZM28 238H30V237H28ZM116 238V237H115ZM47 239V238H46ZM113 239V238H112ZM120 239V238H119ZM133 239V238H132ZM3 240H5V239H3ZM9 240V239H8ZM5 240V241H0V264H51V262H53V264H59V262H61L59 259H60V255H61V253H62V251H63V246L62 245H59L58 247H56V245H57V243H56V245H54V243L53 244H49L48 242H37V240H35V239H33V240H35V241H32V240H29V241H15V239H14V241H12V242H10L11 240ZM53 240H54V238H53ZM55 240H57L56 238H55ZM81 240V239H80ZM83 240V239H82ZM86 241H87V239H85ZM124 240V239H123ZM135 240V239H134ZM151 240H153V241H151ZM256 240L258 241V242H256ZM78 241V240H77ZM92 241V240H91ZM148 241V242H147ZM149 241L150 242H153V243H149ZM83 242V241H82ZM108 241H106V242H104L103 243V245H105L106 243H107ZM133 242V241H132ZM213 242V243H212ZM255 242V243H254ZM79 243V242H78ZM90 243V242H89ZM112 243V241L109 243V244H106L107 246L108 245H110ZM117 243V242H116ZM121 243V242H120ZM122 243H123V241H122ZM231 243V242H230ZM75 244V243H74ZM88 244V243H87ZM100 244V243H99ZM114 244V243H113ZM213 244V245H212ZM67 245V244H66ZM72 245V244H71ZM77 245H79V247L78 248H76V249H80V248H82V249H80L81 251H79V250H77V251H75L74 249H75V246H73L74 247V249H73V251L74 252H72L73 254H71V255H69V257L68 258H66L65 259V261L64 262H62V264H90L92 261V259H90L89 258V260H86L87 258L84 256V249L86 250L87 248H85V246L86 247H88L87 245H86V243H82V244H77ZM98 245V244H97ZM102 244H100L99 246H101ZM106 245L105 246H103V247H106ZM211 245H212V247H211ZM234 245V246H235ZM211 247V249H209V247ZM230 246V245H229ZM233 246V247H234ZM228 247V246H227ZM253 247V246H252ZM260 247V246H259ZM84 248V249H83ZM95 248V247H94ZM116 248H117V246H116ZM116 248H114L113 247V249H115L116 250ZM240 248H243V247H240ZM239 248V249H240ZM53 249H56V253H51L52 251L51 250H53ZM101 249V248H100ZM141 249H144L143 251H144V253L142 254V255H139V252L140 251H142ZM226 249V248H225ZM261 249H262V245H261ZM263 249H264V246H263ZM118 250V249H117ZM119 251V250H118ZM232 251V250H231ZM263 251V250H262ZM234 252V251H233ZM118 253V254H119ZM199 253V252H198ZM202 253V252H201ZM201 253H199V254H201ZM206 253V252H205ZM226 253V252H225ZM96 254V253H95ZM102 254V253H101ZM226 254H228V253H226ZM230 254V253H229ZM260 254V253H259ZM100 255V254H99ZM98 255V256H99ZM116 255V254H115ZM195 255V254H194ZM193 255V256H194ZM203 255H205V254H203ZM92 256V255H91ZM96 257H98L97 255H95ZM109 256V255H108ZM121 256V255H120ZM196 256H198L197 255V253H196ZM224 256V255H223ZM226 256V258L228 257L227 255H225ZM94 257V256H93ZM101 257V256H100ZM99 257V258H100ZM104 257H107V256H104L103 255V258ZM118 257V258H117ZM115 256L114 258H115V260L117 259V260H119V256ZM122 257H124L123 255H122ZM206 257V256H205ZM222 257V256H221ZM98 258V259H99ZM103 258H100L101 259V262L98 260V259H96L95 260V258H93L96 262H94V263H99V264H112V263H114V262H111L109 259H107V262H103L104 261V259ZM107 258H109V257H107ZM114 258L112 257V258H110V259H113L112 261H114ZM187 257H185V260H187L186 259ZM191 258V257H190ZM193 258V257H192ZM191 258V259H192ZM250 258V257H249ZM102 259H103V261H102ZM121 259V258H120ZM189 259V258H188ZM105 260H106V258H105ZM122 260V262H123V259H121ZM121 260H119V261H121ZM193 262H191L192 264H203L204 262H202V261H196V258L194 259L193 258ZM198 260V259H197ZM223 260H227V259H225V257L223 258ZM223 260H221V261H223ZM233 261H234V259H232ZM91 261V262H90ZM108 261H110V262H108ZM191 261V260H190ZM221 261H219L220 263H221ZM230 261V260H229ZM90 262V263H89ZM187 262H189V261H187ZM202 262V263H201ZM93 263V264H94ZM190 263V264H191ZM115 264V263H114ZM118 264V263H117ZM189 264V263H188ZM260 264V263H259Z\"/></svg>",
  "mask_w": 264,
  "mask_h": 264
}]
</instances>
